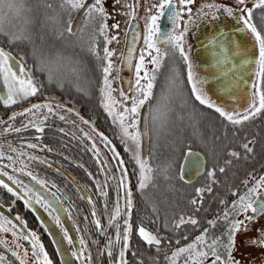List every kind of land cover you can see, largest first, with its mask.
<instances>
[{
	"label": "snow or ice",
	"instance_id": "1",
	"mask_svg": "<svg viewBox=\"0 0 264 264\" xmlns=\"http://www.w3.org/2000/svg\"><path fill=\"white\" fill-rule=\"evenodd\" d=\"M39 4L45 9V23L51 25V32L54 34V39L65 42L69 46H79L86 47L87 52L95 56L98 60L103 63L100 66L102 71V85L100 88L101 94V106L105 109L108 115L113 119L114 124L118 127V138L121 140L122 144L125 146L126 152L132 153V159L136 161L137 165L140 168V176L138 181V188L140 190L146 188L149 182L152 180L153 170L150 167H147V161L142 160L139 155L140 149V135L136 131L137 119L140 116V108H142L146 102H149L153 96L152 89L154 87V82L156 81V74L160 69V66L165 59V57L172 55H179L183 63L186 65L187 70V83L191 87V95L199 102L200 105H204L209 109H214L220 117L225 118L233 126H240L244 122L254 119L262 111H264V93L260 91L259 85L255 86V94L259 97L258 106L255 103H250L249 108L245 110L244 114L238 112L226 111L222 106L218 105L213 101L206 91L203 89L202 85L205 83L204 80L200 79L193 71V63L189 57L188 52L185 49L186 36L190 29V26L194 23V16L191 12V8L188 5H191L195 0H179V10H177V5L174 3V0H160L159 4L152 5L147 11L151 12L152 9H155V14L149 15L147 17V22L145 24V33H144V49L141 51L139 61L135 65V80L134 83L130 84L129 91L132 93L128 95L125 91H120L121 100L119 102L122 107V111L117 112L116 106L117 101L114 100L111 96L112 87L109 76L112 70L111 57L114 55L113 52L109 51L106 46L108 43H111L113 40H116V36L108 37L107 30L108 25L106 23L107 19L110 18V14L105 8V3L107 0H38ZM249 0H235L237 6L236 11L241 13L238 19L243 22L244 30H247L251 36L254 38L255 44L258 47V56L255 58L254 63L257 66L258 71L255 75L264 79V34L261 33L252 22L253 12L256 9H264V0H251L252 7H247ZM120 3V0H113V8ZM24 4V0H0V12H3L5 8L9 11L16 9L19 11ZM138 5V0L132 5H124V7L131 8V18L135 19V12ZM204 8H207L208 11L205 12ZM223 9V12L232 17L234 15V10L231 6H221L218 4H208L203 5L201 9H198L196 15L200 17L201 20H204L205 17L210 16L211 20L219 19L217 13ZM48 10L51 11V15H48ZM186 10V11H185ZM83 12L82 23L79 27H75L72 23V13ZM67 14L69 19L67 21V26L64 27L60 24V18L62 14ZM124 14V13H117ZM187 15L188 19L184 20L183 17ZM167 17L168 21L171 23L172 27L170 31H161L158 21L162 17ZM30 20H26V23H30ZM131 26V25H130ZM91 28L89 32L88 29ZM112 29H118L119 23H115L111 26ZM105 37V47L103 48V56H99L96 49V36ZM138 36V34H137ZM7 38L9 46H14L19 43H32V36L25 29H19L17 31H6L3 27L2 19H0V38ZM225 37L224 32H219L217 35L211 36L207 40V46L212 51V57L216 61L217 65L223 66V64L228 63L226 48L223 38ZM164 45V48L160 47ZM131 52L132 49H129L128 63H131ZM153 53H155L153 55ZM145 54L150 57L148 63L152 64L151 70H148L145 66ZM30 55L37 59L39 69L41 71H48L49 79L54 78V74L49 69V65L54 61L41 58L40 50L33 47ZM235 55V53H233ZM57 60L63 59L61 56L56 57ZM249 61H245L248 63ZM143 69V75L141 76V71ZM76 71V69H74ZM226 75V73H225ZM177 77L175 70H173L172 76L169 78L167 85V91L170 92L172 88L176 87ZM0 81H2L6 95L0 96V104H3L5 107H11L18 103L29 100L31 97L37 96L40 91V85L38 81L33 78L31 70L27 68L26 65V56L21 55L18 59L11 55L4 47H0ZM145 81L146 83H141ZM167 94L161 96V101L167 100ZM159 101L157 108L153 109V122L158 118L166 119V113L160 111ZM62 106L53 105L50 103H33L30 107L25 108L19 112H14L11 116L8 117L7 121H0V124L7 125L3 128L5 133L15 132L20 133L22 130L27 131L30 128L33 129L36 133L44 132V124L48 119L49 115H56L57 111H63ZM159 112V117L156 113ZM18 117H23L24 119L20 121V126H15V121ZM61 120L65 119L63 115L59 117ZM83 123L88 124V121H83ZM131 129V130H130ZM62 131V130H61ZM95 131V129H93ZM147 133L145 132L144 135ZM100 139L102 143L110 145V141L104 137L102 134ZM40 136L37 135L35 139L40 140ZM253 143V141H249ZM27 148L36 149L39 147L38 144L27 143ZM9 148L12 152H16L15 148H12L9 145ZM243 148L246 152L251 153L252 148L248 144H244ZM91 151L94 152L97 157V163H101L99 160V151L96 149L95 143L91 146ZM51 151V149H49ZM109 151L113 154L117 162V172H120V180L118 182L119 188H124L125 181L127 179V173L121 171L124 167V162L120 160L119 155L116 153L114 147H109ZM20 155H25L24 152H20ZM191 155V151L185 153V159L187 160ZM229 156L238 158L236 152L228 153ZM0 158H3V153H0ZM8 160L12 161L13 157L10 155L7 157ZM29 159H37L35 156H30ZM44 163V161H41ZM230 163V161H228ZM107 162H104V167L100 169L101 172H104L107 168ZM197 163V167H201ZM7 167V165H5ZM25 167H27L25 165ZM184 167L183 165L181 166ZM13 171H17L15 168ZM221 173L225 171L224 167L219 169ZM22 174L31 177L33 181L39 184L41 187L45 186V182L39 178L32 176L31 172H23ZM215 173L214 171H208L207 177L212 181L211 185H207L204 188H197L196 196L197 198L202 197L203 193H211L213 191L212 185L215 184L213 179ZM0 176H7V179L12 181L13 184L18 185L23 191L25 196H29L32 193V189L27 185L23 184L21 181L15 179V177L8 175L7 172L0 171ZM108 177H106L107 179ZM114 178V177H112ZM183 179V177H181ZM260 181H264V177L259 178ZM245 187H247L248 181L243 182ZM107 184L100 185L97 184V192L101 196H107L105 191ZM0 188H4L7 192L11 193L13 196H17V193L13 191L8 184L0 180ZM264 194V186L260 182H254L253 186L248 189V193L244 196L239 197L238 202H233L230 211H226L222 217L218 216L214 220H209L208 223L212 227H215L218 220H224L227 222V230L222 233L220 236H212L209 238V229L205 228L202 230L200 235H197L194 241L187 243L183 246H178L171 252L169 256L165 253V260L167 264H178V259L183 258L184 264H241V261L236 258L234 252L237 250V241L236 236L243 232L245 235L254 231L249 228L248 225L253 223L259 215H264V201H258L252 199V197ZM236 195V193H233ZM17 198H19L17 196ZM125 204L124 208L121 209L119 204L114 210V212L108 218V227L111 228L113 224H116V237L115 243H119L118 254L116 252L115 243L112 238L107 240V255L110 259V264H127L125 259V253L129 250V240L130 234L133 232V228L129 223L127 218L130 215L133 203H132V193L127 191L124 197ZM36 203L41 204L46 210L50 207L54 208L53 205H50L47 202H44L40 199L39 196H36ZM89 204H92L93 201L91 198L88 200ZM192 205L198 203V199H192L190 201ZM221 203H224L221 200ZM256 205V206H254ZM251 211L253 215H245L248 211ZM67 211V209H64ZM199 211V209H197ZM123 213V215H122ZM51 215V213H50ZM244 215L243 220L230 218L238 217ZM93 223L96 230L100 234H105L106 229L101 224L99 219H95L96 212H92ZM57 227L60 228L61 233L63 234V239L67 241L68 245L72 246L73 241L69 237L67 231L61 225V221L58 215L52 216ZM118 218L123 219V231L120 232V226ZM16 220L20 221L19 216L16 217ZM21 223H23L21 221ZM5 224L10 225L13 229V232H16V225L12 223L10 219L5 217H0V231H6L4 227ZM191 224L192 226L199 227V221L192 216L187 218L181 216L178 221H175L173 224V230H178L182 225ZM136 234L149 246L155 245L158 249L162 246L163 238L158 234H152L147 231L143 226L138 227ZM258 233V238H246L241 241L242 244L248 246H255L259 248H264V225H261L259 229H255ZM22 239L29 241L31 243V255L34 257V264H52V261L49 259L47 252L45 251L43 245L40 243L39 238L35 232H27L26 235L22 234ZM183 240H187V236L181 237ZM122 241V242H121ZM81 246H84L85 241L81 239L79 241ZM177 245L180 244V239L176 241ZM59 251V248H58ZM28 250L24 252V257L28 256ZM103 254V252H102ZM61 256L64 255L63 252L60 253ZM71 259L62 260L61 264H72V261H76L77 264H82L84 260H87L91 264L90 256H85V249L82 247L80 250L72 249L69 253ZM12 256L16 257L20 264H25V260L22 259L16 251L12 252ZM3 257L0 256V261H3Z\"/></svg>",
	"mask_w": 264,
	"mask_h": 264
},
{
	"label": "trees",
	"instance_id": "2",
	"mask_svg": "<svg viewBox=\"0 0 264 264\" xmlns=\"http://www.w3.org/2000/svg\"><path fill=\"white\" fill-rule=\"evenodd\" d=\"M247 7L251 8L252 4L247 5ZM51 14V11L48 10V15ZM0 19H2L6 31L25 29L32 36V43L24 42L14 46L8 45L6 37L0 38V47H4L17 59L21 55L26 56L27 68L31 70L33 78L40 85V91L35 98L43 102L53 99L74 109H79L86 120L96 124V146L101 147L100 154L104 155V148L108 151L111 146L115 148L120 160L124 162L121 171L127 173L129 189L124 187L123 192L126 194L130 190L132 193L133 207L131 213L134 217L133 221H136L133 226L134 229L143 226L154 234L163 233V252L155 245H147L137 234H133L135 240L132 242L133 249L128 253V264H167L165 253L170 256L171 252L178 246L175 238L173 239V236L176 235V230H173L177 208L176 198L178 196L176 195V186L180 192L179 202L190 203L192 199H198L196 207H205L209 210L214 208L215 203L226 197H230L229 201H233L234 199L231 196H239L241 192V188H239L241 186L240 180L246 173V166L242 158L231 157L228 153L236 152L238 154L243 140L255 139L257 132H264V130H261L264 125L258 123L256 126L252 122L246 121L240 126H233L225 118L220 117L214 109L200 105L191 95V87L187 83L186 65L178 54L165 57L164 63L161 64L156 74V81L152 89L153 96L149 101V152L147 160L151 165V169L157 172V178L153 177L148 186L140 190L138 188L140 168L136 161L132 159V153L125 151V146L118 138V127L101 106L100 88L103 74L100 66L103 62L90 55L86 47L69 46L65 42L55 40L54 34L50 30L51 25L45 23V9L39 4L38 0H24L23 7L19 11L16 9L9 11L5 8L3 12H0ZM26 20L31 22L26 23ZM67 21L68 18L62 14L60 24L66 27ZM252 22L264 34V9H256L253 12ZM88 31L90 32L91 28ZM33 47L40 50L41 58L54 61L49 65V69L54 74L53 79H49L48 71L39 69L37 59L30 55ZM104 47L105 37L97 35L96 49L101 57L103 56ZM58 55L63 59L57 60ZM173 70H175L177 77L175 81L177 86L168 92L167 85ZM258 82L261 92L264 93V79L258 77ZM164 94H167L168 98L161 101V96ZM27 101L14 106L24 105ZM158 101L160 102V111L166 113V119L158 118L153 122V109L157 108ZM2 105L0 104V119L9 115L6 110H2ZM156 115L159 117V112ZM260 115L259 118L262 121L264 111ZM23 119V117H18L15 124L20 125V121ZM255 119L256 117L251 121ZM98 134L106 137L111 142L110 145L102 143ZM17 135L18 133L14 132L7 133L6 139L16 138ZM30 139L31 130H22L19 133V139H14V144L5 143L4 147L11 145V147L18 150L30 151L31 149L26 147V143H28L26 141ZM188 150L199 151L205 158V172L192 184L182 181L179 177L180 165L184 154ZM15 154L23 159L22 162L29 160L24 155L21 156L19 151ZM100 161V169L104 167V162L109 164L108 160ZM117 167L116 162L114 169L117 170ZM221 167L225 168L223 173L219 171ZM108 169L107 166L104 172ZM208 171H214L215 173L213 177L215 184L212 185L213 191L211 193L205 192L202 197L197 198L195 191L197 188H204L212 184V181L207 177ZM99 173V168L96 167V192H91L84 181L82 184L86 188L89 198L93 201L91 206L93 211L96 212L95 218L106 222L115 209L116 193L110 176L102 178ZM106 177L108 178L106 179ZM97 184H107L106 197L97 192ZM237 188L239 189L237 190ZM233 193H236V195H233ZM17 196H13L6 189L0 188V201L6 205H11L12 208L10 209L13 213L22 220H29L34 225V229L42 239L46 250L50 248L53 264H60L43 227L20 196H18L19 198ZM55 196L76 220L78 218L94 219L83 198L76 191L67 195L58 192ZM120 198L121 194H119V200ZM184 226L186 229L189 228V225L185 224L181 226L182 230ZM206 227L209 229V234L216 232L217 225ZM189 235V232L183 233L181 231L179 246L192 242ZM183 236H187L188 239H181ZM102 246H105V248L102 250V247L99 246L98 252L101 250L102 255L107 260V243L102 244ZM178 260L181 262L180 264H184L183 258Z\"/></svg>",
	"mask_w": 264,
	"mask_h": 264
},
{
	"label": "flooded vegetation",
	"instance_id": "3",
	"mask_svg": "<svg viewBox=\"0 0 264 264\" xmlns=\"http://www.w3.org/2000/svg\"><path fill=\"white\" fill-rule=\"evenodd\" d=\"M228 1L229 0H215V3L221 6H225V5L231 6L234 10V15L232 17L227 16L223 12V9L221 8V10L217 13V15L219 16V19L217 20H211L210 16L205 17L204 20H201L200 17L196 19L191 29V32L189 33L191 39L190 56H191V61L193 63V71L200 79L205 81L202 87L211 99H213V88L219 85L218 91L220 93H224L226 96L228 94L234 101L237 102V101H243L244 99L247 98L244 94V88L246 86V82L251 78V76L253 75L255 76L256 69L254 73L253 70H254L256 49H255V42L253 37L247 30H244L243 22L240 21L239 19L236 22L233 21L234 20L233 18L235 16L236 18H238L239 15H241V13L236 11L237 8L236 4L235 5L230 4L228 3ZM230 1L235 2V0H230ZM134 2L135 0H131L130 5H132ZM174 3H176L175 0ZM250 4H252L251 0H249L247 5ZM138 5H139V0H138ZM128 12L131 13V8L128 9ZM137 14H139V6L138 8H136L135 17ZM64 15L69 19L66 13ZM75 15H76L75 12L72 13V20L74 19ZM82 19L78 27L81 25ZM133 21H138L139 23V20H136V18L132 19L130 23ZM157 23L159 25L160 20ZM140 30H141V26H140ZM219 32L225 33V37L221 39H223L225 43L228 63L223 64V66L217 65L216 61L213 59L211 54L213 49H210L206 43L211 36L217 35ZM160 47L163 50L164 45H160ZM233 53H235V55H233ZM245 61H249V62L245 63ZM162 63H164V60ZM132 75H133V69H132ZM214 79H218V81ZM238 97L239 98L242 97V98L239 99ZM33 103H40V104L50 103L53 105L58 104L62 106V109L64 110L57 111L56 115H49L48 119L45 121L43 133H36L33 129L30 128L31 139L26 142L38 144L39 147H37L36 149H31L30 151L24 149H19V150L16 149V152L17 151L24 152L25 158L26 157L29 158L30 156L37 157V159L34 160L29 159L27 161H24L27 166L25 167L27 170L23 169V172H31L32 176H35L40 180L44 181L45 186L43 188H45L48 192H50L54 196L58 192L67 195L68 193L74 191H76L81 196L79 190L77 189L78 186H80L82 190H84V192H86V194L88 195L86 188L82 184L83 181L87 184L91 192H96V167L99 168L100 171V163H97V157L95 156L94 152L90 150L93 143H95L96 145V124L86 120L81 115L79 109H74L71 106L57 100L52 99L43 102L42 100L36 99L35 97L29 98L27 103L18 107H15L14 105L11 107H5L4 105H2V110H6V112L9 115L4 117L3 119H0V121H7L8 117L11 116L14 112H19L25 108H28ZM149 107H150V102H148V117H149ZM61 115H63L65 119L61 120L59 118ZM83 121H88L89 123L85 124L83 123ZM15 126L19 127L20 125L15 124ZM4 127H7V125L0 124V153L3 154L7 153L11 155L16 160L17 163L18 162L17 159L19 157L16 156L15 152L11 151L9 146L4 147V144L5 143L14 144L15 143L14 139L16 140L19 139V133L17 135L18 137L16 138L13 137L12 139L11 138L6 139L7 133L3 131ZM93 129H95V131H93ZM37 135L41 137L39 141L35 139ZM247 144L252 149H255L258 146V144L256 143V139L253 140V143H249L248 141ZM49 149H51V151H49ZM96 149L99 151V157H98L99 160L109 161V164H107L109 167L108 171L106 172L100 171L99 174L102 178H104L105 176H110L114 185V191L117 192L115 208L118 203L120 208L123 209L125 204V200H124L125 193L123 192L124 188L118 187V182L121 176H120V172H117V170L114 169L116 164V159L114 158L113 154L109 151V148L108 151L107 149L104 148V152H103L105 153L104 155L100 154L101 147L99 145L96 146ZM188 151H194V150H188ZM148 152H149V148H148ZM238 158L243 159L244 165L246 166V173L242 176L240 180L241 186L239 188H241L242 193L240 192L239 196L236 195V197L231 196V198L234 199L233 201H229L230 197H226L222 199L224 203H221V201L215 203V205L212 203V205H214L213 206L214 208L212 210L206 209L205 207L197 208L196 205H192L189 202H184V203L179 202L180 192H179V188L176 186L175 190H176V195L178 196L176 198L177 208L175 211V221H178L181 216L185 218L192 216L199 221V227H195L192 226L191 224H188L189 225L188 229H186V227L184 226L183 230L182 228L176 230V235L173 236V239L175 238L176 241L177 239H180V235L182 231L183 233L189 232L190 233L189 236H191L190 238H192V241H194L195 237L197 235H200L203 229L207 228L206 226H211L208 223L209 220H214L218 216L222 217L226 211H230L233 202H238L240 196L246 195L248 193V189L253 186L254 182H260L262 186H264V181H260L259 179L261 177H264V153H260L257 155H254V153L252 152L248 153L244 150L243 145H241V148L239 149ZM1 160L2 159L0 158V171L7 172L8 175L15 177V179L21 181L23 184L25 183L22 180H20L17 177V175L37 184L35 181L31 179V177L22 174L21 172L22 169L20 167H15L16 163L14 164L13 167H8V166L5 167L6 165L5 162H2ZM41 161H44V163H41ZM14 168L17 171H13ZM180 171H181V165L179 170V177L181 178ZM202 175H200L199 177H201ZM4 177L7 179V176ZM199 177H196L191 182L184 181L183 179L181 180L188 184H192L195 183V181ZM244 181H248L247 187H245V184L243 183ZM14 185L21 193H23V191L18 185L16 184ZM125 185H126L125 187L129 189L128 178L125 181ZM239 188H237V190ZM119 194H121L120 200H119ZM17 195L20 196L19 194ZM36 196L38 195L32 189V193H30L29 196L27 197L35 201ZM257 196L252 197V199H256ZM40 199L44 201L41 197ZM88 200H89V195H88ZM83 201L87 205L84 198ZM0 204H2L9 212H11L15 218L17 217V215L11 211L10 209L12 208L11 205H9L8 203H7L8 205H6L2 203V201H0ZM39 205L41 206V204ZM42 208L53 220L52 216L55 214L52 212V210L50 209L46 210L44 207ZM197 209H199V211H197ZM89 210L91 211V213L93 212L92 206L91 209L89 208ZM245 215L251 216L253 215V213L249 210ZM68 216L70 218V221L72 223L76 235V242L78 244L79 250L82 247L85 249V256H90L91 264H100L101 258H103L104 264H110L109 257L106 260L102 255L101 250L99 252L98 250H99V246L102 247V250L105 248V246H102V244H106L108 238H112V240L115 243L116 224L114 223L113 226L109 228L108 220H106L105 222V220L102 221L99 218H95V219H99L101 221V224L106 229L105 234H100L95 228L93 219L86 220L84 218H78L76 220L69 214V211H68ZM0 217H5L6 219H10L5 215H3L2 213H0ZM127 218L129 220L130 225L133 228V232L130 234L129 250L125 253V259L128 264V253L130 250L133 249L132 242L135 240V236L133 238V234H136L135 231L136 229H134L133 226L136 224V221H133L134 217L132 216V213H130V215H128ZM230 218L243 220L244 215L238 217L230 216ZM21 221L23 223H21ZM18 222L22 227H20L14 221H12V223L16 225L15 233L13 232L12 227L7 224H5L4 226L6 228V231H0V256L4 258L3 261H0V264H20V261L16 257L12 256L13 251H16L18 255L25 260V264H34L35 258L32 257L31 255V251H32L31 243L29 241L22 239V234L26 235L27 232L29 231L35 232L36 234L37 232L34 229L35 228L34 225L30 223L29 220L21 219ZM118 222L120 226V232L122 234L124 227L123 219L118 218ZM226 223L227 222L222 219L218 220L216 224L217 225L216 232L210 233L209 238H211L212 236H220L222 233H224L228 227V225L225 226ZM40 225L42 226L41 223ZM261 225H264V215H259L258 218L255 221H253V223L248 225V227L253 229L254 231H250L246 235L243 232H241L236 236L237 250L234 252V255L238 260L241 261V264H264V248L248 246L241 243V241H243L246 238L248 239L258 238V233L255 231V229H259ZM145 229L149 231V229L147 228ZM43 230L44 233H46V235L49 237L53 245V242L44 227ZM150 233L154 234L153 232ZM158 235L163 238V233L162 234L159 233ZM37 236L39 238L40 243L43 245L45 251L47 252L49 259L52 261L50 248L46 250V247L44 246L42 239H40L38 234ZM81 239L85 241L84 246H81L79 243ZM163 244H164V239L162 242V246L160 247L162 252L164 249ZM68 247L70 251L72 249H75L73 244L71 248L69 245ZM115 247H116V252L114 254H118L120 244L115 243ZM53 248L56 252L54 245ZM26 249L28 250L29 254L27 257H24V252ZM74 263L77 264L76 261H74ZM180 263L181 262L179 261L178 264ZM82 264H89V262L87 260H84Z\"/></svg>",
	"mask_w": 264,
	"mask_h": 264
},
{
	"label": "water",
	"instance_id": "4",
	"mask_svg": "<svg viewBox=\"0 0 264 264\" xmlns=\"http://www.w3.org/2000/svg\"><path fill=\"white\" fill-rule=\"evenodd\" d=\"M82 17H83L82 11L79 13H76L74 19L72 20V23L75 27H78V25L81 22ZM233 19H234L233 20L234 22L238 20L236 16ZM159 26L161 28V31H170L172 27L171 23L168 21L166 16L161 18ZM140 37H141V30H140L138 21H133L129 23L126 29V32H125L123 47H122L120 62H119V85L121 89L125 92L128 91L129 86H130L132 67L134 63L135 53H136V50H137V47L140 41ZM129 49H132L130 64L128 63ZM255 49H256V55H255V58H256L258 56V47L256 44H255ZM255 69H256V65L254 63L253 73L255 72ZM253 78H254V75L251 76V78L246 82V86L244 88V94L247 98L244 99L243 101L236 102L228 94L226 96L224 93H220L218 91L219 85L213 88V99L212 100L215 101L218 105L220 106L222 105L226 111L237 112V111H240L241 109H244L245 107L249 106L250 103L252 102V96H251L250 89H251ZM214 80L218 81V79H214ZM4 95H6V91L4 89L2 81H0V96H4ZM138 132L141 133L140 135V158L142 160H145L147 157L148 145H149L148 102H146L145 105L142 108H140V116L138 118ZM145 132L147 133L146 135H144ZM191 153L193 155H191L187 160L185 159V156H184L182 164H181V166L183 165L184 167L183 168L181 167V171H180L181 177H183V180L187 182H191L196 177H199L200 175H202L204 172V168H205L204 156L198 151H191ZM197 163H199L202 166L198 168ZM17 177L20 180H22L25 184L30 186L34 190V192L44 200V202H47L50 205L54 206V208L50 207L49 209L52 210V212L55 215L59 216L62 225L64 226V228L66 229V231L68 232L69 236L71 237L73 241V245L75 249L79 250L78 244L76 242V235H75L72 223L70 221V218L68 216V212L64 211V209L66 208L63 206L60 200L56 198L54 195H52L50 192H48L45 188L41 187L40 185L35 184L26 178H22L21 176L17 175ZM0 180L8 184L9 187H11L17 194L20 195L25 205L32 211V213L36 216V218L45 228V230L47 231L48 235L50 236L53 242V245L58 254L60 263L62 262V260L71 259L69 255L70 250H69V247L66 241L63 239V234L61 233L60 229L56 226V224L53 222L51 217L45 212V210L34 200L28 198L23 193H21L16 188V186L12 182H10L8 179H6L4 176H0ZM77 189L79 190L81 196L86 201L88 207L91 209V205L88 203V195L86 194V192H84V190H82L80 186H78ZM256 200L264 201V194L258 195ZM0 213L10 218L17 225L22 227L20 223L16 220L14 215L11 212H9L2 204H0ZM58 248H59V251H58ZM61 252L64 253L63 256L60 255ZM72 264H75L74 261H72ZM100 264H104L103 258H101Z\"/></svg>",
	"mask_w": 264,
	"mask_h": 264
},
{
	"label": "rangeland",
	"instance_id": "5",
	"mask_svg": "<svg viewBox=\"0 0 264 264\" xmlns=\"http://www.w3.org/2000/svg\"><path fill=\"white\" fill-rule=\"evenodd\" d=\"M131 0H120V3L117 4L115 6V8H113V0H107V2L105 3V8L107 10V12L110 14V18L107 19L106 23L108 25V37H112V36H116L117 39L113 40L111 43L107 44V47L109 49V51L113 52L114 55L110 58L111 59V63H112V70H111V74L109 76V80L112 82L111 83V87H112V92H111V96L114 100H116L117 106H116V111L120 112L122 111V107L120 106L119 102L121 100L120 97V91L122 90L120 85H119V59L121 56V51H122V46H123V39H124V34L125 31L127 29L128 24L130 23V21L132 20L130 13L128 12L129 7H124V5H130ZM160 0H139V14L136 15V20H139L140 26H141V38H140V42H139V47L137 49L136 52V57H135V62L133 64V75L131 77V83H134L135 80V65L136 63L139 61V57L141 55V51L142 49H144V33H145V24L147 22V17L149 15L155 14V9H152L151 12H148L147 10L149 8L152 7V5L154 4H159ZM176 5H177V10H179V0H175ZM225 2V1H224ZM215 3V0H195V2L191 5H188L189 8H191V12L194 16V22L196 21L197 18H199V16L196 15L198 9H201V7L203 5H208V4H213ZM226 3V2H225ZM228 3L235 5L234 1H228ZM216 4V3H215ZM137 6V8H138ZM186 11V10H185ZM204 11L207 12L208 9L204 8ZM117 13H124V14H117ZM184 20L188 19V16L185 15L183 17ZM115 23H119V28L118 29H112L111 26ZM194 24V23H193ZM193 24L190 26V29L187 33L186 36V43H185V49L188 52L189 56L191 55V39H190V32L191 29L193 27ZM155 53H153L154 55ZM150 59L149 56H147V54H145V66L148 70H151V68L153 67L152 64L148 63V60ZM191 59V56H190ZM143 75V69L141 71V76ZM141 83H146L145 81H141ZM259 85L258 82V76H256L251 84V94L253 97V101L252 103H255L257 106L259 104V97L255 94V86ZM130 88V86H129ZM261 91V90H260ZM125 93H127L128 95H131L132 93L129 91H126ZM249 106L245 107L244 109H241L240 111H237L238 113H240L241 115L244 114L245 110L248 109ZM261 115H257L256 119L251 121L249 120V122H252V124L254 125H258V123H261L264 125V119L262 121H260ZM113 120V119H112ZM245 123V122H244ZM131 130V129H130ZM261 130H264V128H262ZM136 131H138V119H137V127H136ZM252 134V132H251ZM254 136V134H252ZM251 135V136H252ZM256 143L258 144V146L253 149L252 153H254V155L260 154V153H264V132H257V136H256ZM255 139L252 138H248V139H244L242 142V145L247 144L248 141H253ZM6 147V146H5ZM131 153V152H130ZM239 154V153H238ZM10 156L9 154L5 153L3 154V158H1L2 162H5V164L8 167H13L14 164L16 163V160L13 158L12 161L8 160L7 157ZM25 157V156H24ZM27 158V157H26ZM18 162L15 164V167H20L22 170L25 169V162H22L23 159L21 157H19ZM147 161V167L151 168V165L149 163L148 160ZM157 172L153 171L152 172V177H156L157 178Z\"/></svg>",
	"mask_w": 264,
	"mask_h": 264
}]
</instances>
